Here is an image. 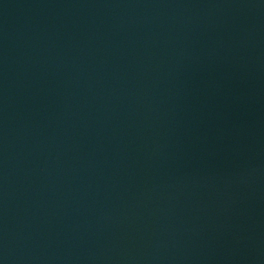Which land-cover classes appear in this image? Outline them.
I'll return each instance as SVG.
<instances>
[{
    "label": "water",
    "instance_id": "water-1",
    "mask_svg": "<svg viewBox=\"0 0 264 264\" xmlns=\"http://www.w3.org/2000/svg\"><path fill=\"white\" fill-rule=\"evenodd\" d=\"M0 264H264V0H0Z\"/></svg>",
    "mask_w": 264,
    "mask_h": 264
}]
</instances>
